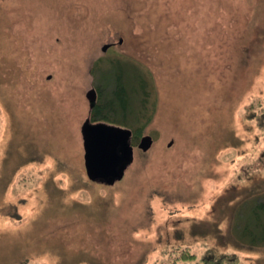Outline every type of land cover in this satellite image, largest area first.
Here are the masks:
<instances>
[{
	"label": "rangeland",
	"instance_id": "rangeland-1",
	"mask_svg": "<svg viewBox=\"0 0 264 264\" xmlns=\"http://www.w3.org/2000/svg\"><path fill=\"white\" fill-rule=\"evenodd\" d=\"M118 62L152 144L107 185L81 127ZM262 201L264 0H0V264H264Z\"/></svg>",
	"mask_w": 264,
	"mask_h": 264
},
{
	"label": "water",
	"instance_id": "water-1",
	"mask_svg": "<svg viewBox=\"0 0 264 264\" xmlns=\"http://www.w3.org/2000/svg\"><path fill=\"white\" fill-rule=\"evenodd\" d=\"M110 46H104L103 51ZM95 99V90L91 92ZM84 147V164L88 178L92 182L113 185L124 178L125 171L134 160L131 145L132 131L116 125L98 122L89 118L81 127ZM152 144L149 136H144L139 148L147 151Z\"/></svg>",
	"mask_w": 264,
	"mask_h": 264
},
{
	"label": "trees",
	"instance_id": "trees-1",
	"mask_svg": "<svg viewBox=\"0 0 264 264\" xmlns=\"http://www.w3.org/2000/svg\"><path fill=\"white\" fill-rule=\"evenodd\" d=\"M129 64H125L122 62H118L115 65V69L113 70L115 75L114 77L112 75H110L109 77H107V81L108 83H111V79H114V87L115 90L112 91V94H110V97L108 98V96L106 94H104V87L102 88H98V90L95 89V99L93 101H91V107H90V113H89V117L92 123H96V122H100V121H105V120H109V121H113L115 123H117V125L120 126H128L130 128H133L132 130V136H131V141H137L139 140L144 132L145 127L148 124L147 122L142 121L143 117V107L145 106V102L147 101V97H148V92H147V88H146V84H143L141 81L140 83V87H139V91L137 92L135 89H133L135 94H138L140 97L139 102H142L143 105L140 104V109L138 110L137 107L134 105L133 108L128 107L127 105V99L130 95L129 92H127V81H129V78L127 80L126 79V74L128 73H124V71L126 72L128 69ZM133 67V66H132ZM135 68H131V70L133 71ZM139 72V71H138ZM137 72V73H138ZM139 74V73H138ZM110 78V81H109ZM125 81V82H124ZM104 86V85H103ZM133 93V94H134ZM147 93V95H146ZM145 94V99L143 98ZM104 95V97H103ZM107 96V97H105ZM123 96H125L126 98H123ZM147 96V97H146ZM142 107V108H141ZM136 110V111H135ZM111 115L118 117V118H112ZM134 115V116H132ZM130 117H134L135 118V122H131V118ZM121 118L122 121L119 119ZM132 125V126H131ZM253 216H254V220H255V229L257 234H253L252 237L254 238V240L256 241H261V238L264 237V225L261 223V219L264 218V201L262 202H258L255 205V208L253 209ZM245 233H247V229H244L242 231V234L245 235ZM241 234V235H242ZM261 236V238L259 237ZM264 239V238H263ZM229 257V258H228ZM193 258L190 256V259ZM228 258V259H227ZM206 259V258H205ZM204 259V261H205ZM227 259V261L230 264H233L236 262L237 258L235 256H226L224 257V259L222 258L221 260L222 263L226 264L225 260ZM208 261V260H206ZM219 263L220 264V258L219 259H213V261H208L206 263ZM22 264H32L29 262H24ZM176 264V263H173Z\"/></svg>",
	"mask_w": 264,
	"mask_h": 264
},
{
	"label": "flooded vegetation",
	"instance_id": "flooded-vegetation-1",
	"mask_svg": "<svg viewBox=\"0 0 264 264\" xmlns=\"http://www.w3.org/2000/svg\"><path fill=\"white\" fill-rule=\"evenodd\" d=\"M112 45L109 47V49H111ZM96 94V93H95Z\"/></svg>",
	"mask_w": 264,
	"mask_h": 264
}]
</instances>
